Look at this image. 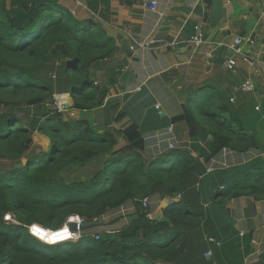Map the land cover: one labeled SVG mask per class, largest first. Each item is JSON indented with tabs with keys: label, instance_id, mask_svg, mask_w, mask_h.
I'll use <instances>...</instances> for the list:
<instances>
[{
	"label": "trees",
	"instance_id": "obj_1",
	"mask_svg": "<svg viewBox=\"0 0 264 264\" xmlns=\"http://www.w3.org/2000/svg\"><path fill=\"white\" fill-rule=\"evenodd\" d=\"M115 45L101 26L76 19L60 0H0V159L12 164L0 173V264H192L185 253L187 233L199 226L202 214L179 202L164 210L171 223H162L149 218L142 200L183 193L194 158L174 149L147 162L137 124L124 129L126 144L119 146L110 130L100 132L85 118L65 122L53 110L63 94L81 112L103 106L108 90L95 85L92 69L113 56ZM24 107L39 119L27 123L19 115ZM205 117L213 123L216 152L256 146L241 122L228 120L231 109L222 99L207 97L195 107L189 102L175 121H184L195 139L208 131L201 123ZM35 134L49 139L48 149H34ZM95 165L85 179L67 177ZM248 191L229 187L223 196ZM130 201L136 212L129 224L102 232L99 240L85 233L78 241L49 245L29 231L33 225L58 229L74 215L93 223ZM8 214L17 223L6 221Z\"/></svg>",
	"mask_w": 264,
	"mask_h": 264
},
{
	"label": "crops",
	"instance_id": "obj_2",
	"mask_svg": "<svg viewBox=\"0 0 264 264\" xmlns=\"http://www.w3.org/2000/svg\"><path fill=\"white\" fill-rule=\"evenodd\" d=\"M150 2H157V8L152 9ZM60 4L80 21L93 20L116 43L113 56L92 69V79L108 90L103 106L91 112L71 107L66 114L77 121L89 119L100 132L108 129L120 140L126 127L137 124L147 162L166 157L175 141L178 151L194 158V169L183 193L154 195L149 205L152 217L165 216L164 210L179 202L202 214L199 226L187 233L185 253L192 264H204V258L213 264H264V0H60ZM199 31L205 42L197 47L192 37ZM237 39L243 40L241 48L249 62L231 49ZM151 40L148 49L131 50ZM231 59L237 62L233 69L227 66ZM248 79L255 84L253 93L242 91ZM207 97L229 105L228 120L241 122L255 147L216 152L208 118L201 121L208 131L195 139L184 121H175L189 102L197 105ZM229 187L249 191L224 198ZM135 212L130 201L109 210L99 225L86 230L117 231Z\"/></svg>",
	"mask_w": 264,
	"mask_h": 264
},
{
	"label": "built area",
	"instance_id": "obj_3",
	"mask_svg": "<svg viewBox=\"0 0 264 264\" xmlns=\"http://www.w3.org/2000/svg\"><path fill=\"white\" fill-rule=\"evenodd\" d=\"M150 6L152 9H156L157 8V2H150ZM204 38H205L204 34L201 33V31H199L196 35H194L192 37V43L194 45H196L197 47H200L205 42ZM153 43H154V41H152V40L146 41V42L143 41L141 43H138L136 46H132L131 50L148 49ZM242 43H243L242 39H237L235 41V43L233 45H231L230 47L237 55L243 56L244 61L249 62L250 61L249 58L243 53V50L241 48ZM236 64H237L236 60L231 59L230 61H228L227 66L229 69H233L234 66H236ZM95 85H97L96 82H95ZM255 89H256V87H255L254 82L252 80H249V79L246 80L245 83L242 85V91L244 93H253V92H255ZM231 101H233V99H231ZM67 103H68V99H64V95H58V96H56V102L54 104L55 105L54 108L56 109V111L58 113H64L67 111L65 108V105ZM157 108L159 109V107H157ZM172 131H173V129L170 128L169 133H172ZM169 147L172 150L176 149V142L175 141L170 142ZM153 198H154L153 195H150V196L144 198L142 200L143 207L148 209ZM149 216L152 217L151 214ZM103 217L100 219H96L93 223H88V222H86L85 219L81 218L80 216H76V215L71 216L70 218H68V220L65 222V224L58 229L53 230V229H47L46 228L48 230V232H51V233L56 234V235L58 233L60 234L57 237L56 242L47 243V242H44L42 239L41 240H42V242L49 244V245H58V244L66 243V242H70V241H78L80 238H82V236L85 233H90L86 230L88 226L91 227L94 225H99L101 223ZM5 219L7 221H12V215H10V214L6 215ZM73 225H75V227H73ZM34 228H35V225L29 227V231L34 237L39 238L35 234V232L33 231ZM102 232L111 233L109 231H99V232L93 233V235L95 236V238L97 240H99L101 238ZM207 256H211V254L209 253Z\"/></svg>",
	"mask_w": 264,
	"mask_h": 264
},
{
	"label": "rangeland",
	"instance_id": "obj_4",
	"mask_svg": "<svg viewBox=\"0 0 264 264\" xmlns=\"http://www.w3.org/2000/svg\"><path fill=\"white\" fill-rule=\"evenodd\" d=\"M64 96H67V98L71 101V99H70V94H63ZM69 95V96H68ZM68 100V101H69ZM71 103H72V101H71ZM196 106V104L195 103H193L192 104V107H195ZM55 107V105H53V110L55 111L56 109L54 108ZM52 108V107H51ZM28 110H30V117L29 118H27L26 116H27V113H28ZM67 110V109H66ZM31 112H32V110H31V108H25L24 107V110L22 111V112H20L19 113V115L27 122V123H30V122H32V121H34V120H37V119H39V118H37V117H34L33 116V112H32V114H31ZM63 115V120L65 121V122H75V121H77V119H74V117H72L70 114H66V112H64V113H62ZM122 133V132H121ZM119 136H120V134H119ZM120 137H122L121 138V140H119V146H124L125 144H126V142H124V139H123V135H121ZM34 144H35V150L37 151V152H39V151H41L42 149H48L49 148V145H50V141H48L47 139H45L44 137H42V136H39L38 134H35V137H34ZM26 162H27V159L26 158H23L22 159V163H23V165L24 164H26ZM11 163L10 162H8L7 160H2V159H0V173H2V172H5V171H7L10 167H11ZM96 168H97V165H95V166H91L90 168H89V170L88 169H83V170H78V169H74V170H72L71 172H69V173H67V177L70 179V180H74V179H77V178H83V179H85L86 178V176L89 174V173H91V172H95L96 171ZM6 217V216H5ZM12 221H13V223H17V221L15 220V217H12ZM58 227V225H56V224H54L51 228L52 229H54V228H57ZM38 229H39V227H37ZM38 237H40V236H38ZM41 238V237H40ZM48 243V242H47Z\"/></svg>",
	"mask_w": 264,
	"mask_h": 264
},
{
	"label": "water",
	"instance_id": "obj_5",
	"mask_svg": "<svg viewBox=\"0 0 264 264\" xmlns=\"http://www.w3.org/2000/svg\"><path fill=\"white\" fill-rule=\"evenodd\" d=\"M70 101V100H69ZM68 101V103L65 105V108L67 109V110H69L71 107H72V103H71V101L69 102ZM17 166H22V164H19V165H17ZM150 219H153L154 221H160V222H162V223H171V220L170 219H168L167 217H165V216H161V215H157V216H155V217H149ZM73 227H75V225H73Z\"/></svg>",
	"mask_w": 264,
	"mask_h": 264
},
{
	"label": "bare ground",
	"instance_id": "obj_6",
	"mask_svg": "<svg viewBox=\"0 0 264 264\" xmlns=\"http://www.w3.org/2000/svg\"><path fill=\"white\" fill-rule=\"evenodd\" d=\"M68 100H69V99H68ZM40 234L43 235V236H47L48 239H49L48 241H49L50 243H54V242L57 241V237H58V235L53 234V233H51V232H48V230H47L46 228H44V227H40Z\"/></svg>",
	"mask_w": 264,
	"mask_h": 264
},
{
	"label": "snow or ice",
	"instance_id": "obj_7",
	"mask_svg": "<svg viewBox=\"0 0 264 264\" xmlns=\"http://www.w3.org/2000/svg\"><path fill=\"white\" fill-rule=\"evenodd\" d=\"M33 231L36 232V233H39L40 232V229L34 228ZM57 235L59 236L60 234L58 233Z\"/></svg>",
	"mask_w": 264,
	"mask_h": 264
},
{
	"label": "clouds",
	"instance_id": "obj_8",
	"mask_svg": "<svg viewBox=\"0 0 264 264\" xmlns=\"http://www.w3.org/2000/svg\"><path fill=\"white\" fill-rule=\"evenodd\" d=\"M10 215H12V214H10ZM12 217H14L13 215H12ZM6 220V219H5ZM7 221V220H6ZM37 238V237H36ZM37 239H39V238H37ZM40 241H42L41 239H39Z\"/></svg>",
	"mask_w": 264,
	"mask_h": 264
}]
</instances>
